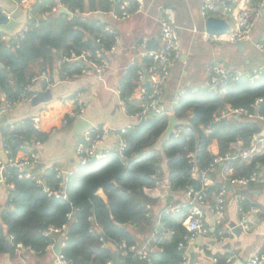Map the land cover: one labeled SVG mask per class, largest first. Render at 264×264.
<instances>
[{"label":"trees","instance_id":"1","mask_svg":"<svg viewBox=\"0 0 264 264\" xmlns=\"http://www.w3.org/2000/svg\"><path fill=\"white\" fill-rule=\"evenodd\" d=\"M258 2L252 0L253 5ZM136 3L130 4V11L135 10ZM110 7L118 12V6L110 0H36L23 39L16 32L0 31V110L36 95L31 83L37 77L32 69L34 65L40 66L41 75L47 66L53 69L61 62L60 76L71 79L100 62L96 53L105 59L116 39L95 14L107 12ZM61 8L70 13L79 11V14L68 17L59 13ZM84 51L92 57L63 62L65 57L80 56ZM146 63L147 66L151 64L148 60ZM141 70L138 66L131 67L121 82V99L126 101L128 110L131 109L128 98L139 85L138 72ZM143 84L147 95L151 94L150 84L145 81ZM258 99L263 102L253 109ZM142 103L143 107L138 109V123L125 129L121 136L126 142L125 160L119 158L116 150L103 161L78 166L66 178L58 179L56 169L40 175L44 185L61 193V198L48 196L36 181L21 177L13 168H6L5 184L13 188L0 215V256L5 254L10 237L14 238V244H23L36 256L44 255L48 247L62 238L61 254L68 264H109L113 260V247L117 251L123 243L136 244L133 231L137 234L158 231L157 246L162 251L152 255L150 263L121 256L118 264L183 263L184 252L179 248L185 246L189 236L184 227L188 210L184 209L179 215H167L162 211L159 222L154 221L150 214L155 201L145 194L146 189L155 188L157 181L163 178V158L156 145L167 129L168 116L145 111V102ZM228 108L246 109L264 117V75L256 83L245 78L230 84L224 96L209 90L187 92L175 105V117L188 121L189 125L180 126V134L172 135L162 148L167 159V180L173 193L200 186L192 177V169L195 163L205 169L213 161L214 155L209 150L213 142H217L219 154L223 155L236 142H242L245 148L251 147L253 136L262 134L264 123L260 121L234 116L215 122V116ZM0 136L8 151V160L32 148L33 143L43 144L48 139V135L33 128L30 119L2 126ZM189 154H194V162ZM262 167L264 154L250 164L232 163L235 177L259 173ZM221 186L219 177H214L210 192L218 191ZM242 205L252 206L248 202ZM56 230L60 233H55ZM169 232L172 233L170 239L166 238ZM9 253L19 257L14 253L13 244H10ZM227 255L215 256L219 264H224Z\"/></svg>","mask_w":264,"mask_h":264},{"label":"crops","instance_id":"2","mask_svg":"<svg viewBox=\"0 0 264 264\" xmlns=\"http://www.w3.org/2000/svg\"><path fill=\"white\" fill-rule=\"evenodd\" d=\"M19 0H0V9H4L8 14L12 15L15 20L22 26L29 21L30 11L19 10L16 3ZM36 0H33L35 4ZM129 4L137 0H127ZM144 12L139 15H134L124 22L116 21L112 16L114 12L111 7L107 12H98L103 17L99 20L107 27L106 31L115 35V44L117 43V51L105 54V60L108 63V68L105 73L99 77L93 70L91 72L80 75L74 78L60 76L59 70L61 62L54 65L53 69L46 67V72L40 74V66L34 65L33 71L37 74L36 82L33 85L36 95L28 99L27 102L17 104L12 112L7 116L11 122H23L32 117H40V132L48 135V139L39 148L41 163L44 167L41 170L36 169L35 173L41 175L49 169H56L62 175L68 176L77 169V146L83 135L77 139L74 133L75 125L79 120H86L92 124V127H106L109 134L101 143L100 150L107 153L116 151L119 144V134L121 130L133 127L139 121L138 109L143 107V103L139 93V87L144 85L139 82V85L134 90L128 102L131 109H123L121 102L122 88L121 82L128 70L133 66H138L143 69L151 61L143 54L141 44L143 40L148 39V48L157 49L160 46V20L168 18L175 23L178 28L179 39L181 43V61L171 71V76L168 84L162 92L164 115L169 118L175 116L173 109L175 103L178 104L180 99L187 93H197L201 90H210L207 80L206 69L216 63H225L229 69H238L246 73H250L256 69L264 67V55L259 53L253 44L246 45L244 53H241L235 44L230 43H214L211 44L203 36L209 33L206 28L207 20L201 15L202 0H143ZM32 2V1H31ZM216 18H222L220 14L213 15ZM1 17V16H0ZM194 30H197L196 33ZM0 31H6L0 25ZM16 31V30H15ZM13 31V32H15ZM8 32V31H7ZM9 32V33H13ZM9 37V35H7ZM264 40V19L259 23L258 28L253 34V43H260ZM187 89L185 94L179 96L181 90ZM52 94V100L47 103H41L37 106H32V100L39 93ZM76 93H84L91 97V101L86 107L82 117L71 119L67 127H62V123L75 112L76 105L74 104V96ZM221 96V95H220ZM127 104V103H125ZM234 117V116H232ZM237 117V116H235ZM229 118V117H228ZM227 119V118H226ZM186 121V120H179ZM182 124L177 126L180 128ZM186 126V125H185ZM177 129V128H176ZM166 131V130H165ZM164 134V133H163ZM264 136V128L262 131ZM174 136V135H173ZM244 147L243 143L240 142ZM210 152L215 156L219 154L217 142H213L209 148ZM4 142L0 136V160L4 159ZM30 149H26L18 154V157L30 153ZM4 162V161H3ZM161 169L163 178L161 180L168 181L167 161H161ZM149 190V191H148ZM164 190L157 191L155 188L146 189L145 194L155 201V205L151 207V214L154 221L159 222L160 213L164 211L165 205L169 203H185L186 199L183 193L175 194L172 191L171 197L164 199ZM11 192L0 177V215L5 210ZM238 189L229 191L228 197V215L227 225L232 226L237 222L238 214L235 194ZM248 204L259 209V215L250 221L251 232L242 231L235 234L229 241V245L223 247L219 245H210L211 251L208 253H199L201 244L198 242L195 246L194 264H215L212 260L216 254L225 255L231 251H235L239 255L241 262H246L253 256L263 253L264 246V186L253 185L246 191H242ZM102 199H106L105 195L99 193ZM209 226H212V219L209 220ZM136 244L144 246L152 237L154 231L146 234L136 233L133 231ZM58 234V233H57ZM172 233L166 234V238L170 239ZM59 241V240H58ZM57 241V242H58ZM55 243V245L57 244ZM108 242V241H107ZM63 243V241H62ZM55 245L48 247L45 254L36 256L32 253H26L25 257L22 254L20 257L12 256L10 253L0 256V264H56L58 255L54 251ZM63 244L61 245V251ZM115 253L119 258L123 256L119 250ZM113 260L109 264L114 263ZM190 264V263H189ZM236 264V263H235Z\"/></svg>","mask_w":264,"mask_h":264},{"label":"built area","instance_id":"3","mask_svg":"<svg viewBox=\"0 0 264 264\" xmlns=\"http://www.w3.org/2000/svg\"><path fill=\"white\" fill-rule=\"evenodd\" d=\"M32 1V2H31ZM112 4L118 6V12L114 11L112 16L116 21L124 22L134 15H139L144 12V1L137 0L136 8L134 11H130V4L127 0H110ZM34 3L33 0H19L16 6L19 10H32ZM79 14V11L71 13ZM220 14L222 18L228 22L229 31L222 35H212L205 33L203 36L211 44L214 43H230L238 44L243 43L245 45L253 44L255 49L264 55V40L260 43H253V34L258 28L259 23L264 19V0L253 5L252 0H202L201 15L204 19L214 17L213 15ZM1 16H7L8 20H13L14 17L7 13L6 10L0 9ZM29 21L25 22L22 26L15 31L20 39L24 38V35L28 31ZM160 46L157 49L148 48V39H144L141 48L146 58L151 61V64L145 66L138 72L139 82L143 83L148 74L147 82L150 84L152 93L147 95V90L143 85L139 87V93L142 102L145 106V111L151 112L158 116L164 115L162 92L166 88L171 76V71L181 61V43L178 34V28L168 18L160 20ZM198 33L197 30H194ZM14 32V33H15ZM117 41V40H116ZM118 43V41H117ZM117 43L110 49L111 53L117 51ZM92 55L89 52H82L80 56L71 54L70 57H65L63 62L79 61L80 59L91 58ZM99 63L92 64V70L101 77L108 68V63L101 57L99 53H96ZM91 72V70H84L82 75ZM207 80L211 92L216 95L224 96L228 92L230 84L238 83L239 81L247 78L251 83H256L264 75V67L246 73L242 70L229 69L225 63H216L209 66L206 69ZM36 79L31 81L35 84ZM187 89L181 90L179 96L185 94ZM28 99L24 98L21 103L27 102ZM74 104L76 105L75 112L70 116V119H66L62 123V127H67L71 119H78L82 117L86 107L91 101V97L84 93H76L74 96ZM263 102L262 99H258L252 105L253 109H257ZM19 103V104H21ZM123 109L126 110V104L121 102ZM16 104L6 105L0 110V118L7 113L12 112ZM176 105V103H175ZM7 116V115H6ZM237 116L244 117L252 121H260L264 123V117L259 114L251 113L246 109H231L228 108L223 111L221 115L215 116V122L228 117ZM33 128L36 131H40V117H32L30 119ZM180 128L177 127L175 136L180 134ZM124 130L120 131L119 144L117 148L118 156L121 160H125L124 150L126 148V142L122 139ZM109 134V130L106 127H92L85 131L78 143L76 154L78 160V166H84L90 162H100L109 157V153L100 150L101 143L106 139ZM40 142L33 143V147L30 148V153L24 154L21 157H17L12 160H8L5 164L0 160V177L5 183L4 174L6 168H13L17 170L21 177L36 181L37 184L43 187V192L48 196H54L61 198V193L54 192L44 185V182L39 175L35 173L37 166L41 163V156L39 148ZM4 154L7 157L8 151L4 145ZM264 154V136L261 134H255L253 136V144L251 147L245 148L240 142L231 144L230 150L223 155H215L213 161L205 168L200 169L195 163L192 169V177L194 180L200 183L198 188L189 187L183 196L186 199L185 203L175 202L165 205L164 212L167 215H179L184 209L188 210L189 216L184 222V227L189 232V236L186 239L185 246H181L179 250L184 252L183 263L189 264L191 259V252L195 251V246L198 240L201 238V248L199 253H208L211 251L210 245L227 246L229 241L235 235V229L241 228L242 231L251 232L250 221L255 219L259 215V209L256 207H244L242 204L247 200L242 191L248 190L253 185L264 186V167L261 172L253 173L248 177H235L232 168V163L236 161H242L250 164L256 157ZM189 158L194 162V154H189ZM261 167V166H260ZM62 173L57 171V178L61 179ZM214 177H219L222 186L218 191L210 192V189L214 186ZM238 189V193L235 194V200L237 204L238 225L235 227L227 225L228 215V197L230 195L227 186ZM9 187V186H8ZM169 186L168 181L158 180L155 189L159 192L163 188ZM13 186H10L12 189ZM149 191V190H148ZM212 219V226H209V220ZM212 230L214 232L212 233ZM55 233H60L56 230ZM10 243L13 244L14 253L16 256H21L24 253H32L29 248L24 247L21 243L14 244V238L10 237ZM158 231H155L152 237L147 241L144 246L137 244L127 245L123 243L119 247V251L123 257L131 256L134 260L142 262H151V256L156 255L162 251L157 246ZM264 249V246H263ZM195 254V253H194ZM215 264H219V259L214 255L212 258ZM239 260V255L235 251H231L224 259V264H235ZM56 264H68L62 254L57 257ZM244 264H264V250L263 253L253 256L251 259L244 262Z\"/></svg>","mask_w":264,"mask_h":264},{"label":"water","instance_id":"4","mask_svg":"<svg viewBox=\"0 0 264 264\" xmlns=\"http://www.w3.org/2000/svg\"><path fill=\"white\" fill-rule=\"evenodd\" d=\"M59 13L61 14H64L68 17H71V13L65 9V8H61L59 10ZM97 16L99 18H102L103 15L102 14H97ZM0 25L2 26V28L8 32H13L15 30H17L20 26V23L15 20V18L13 20H8L7 16H1L0 17ZM206 28H207V31L212 34V35H222V34H225L229 31L230 27H229V24L226 20L224 19H220V18H216V17H210L209 19H207V22H206ZM96 47L99 48V45L96 44ZM236 47L237 49L241 52V53H244L245 49H246V45L243 44V43H238L236 44ZM1 66V64H0ZM146 74V79L148 78V74ZM52 94L50 91H48L47 93H39L37 97H35L33 100H32V106H37L38 104H41V103H47L49 101L52 100ZM8 123H11V121L8 119V117L6 115H3L1 118H0V128L2 126H5L7 125ZM180 124L182 125H189V122L188 121H179L175 116H171L169 118V126L168 128L166 129V131L164 132V134L161 136L160 140L158 141L157 145H156V149L158 151L161 152L162 154V158H163V161H167L165 155L163 154V151H162V148H163V145L169 140V138L175 134L176 132V128L177 126H179ZM92 124L88 123V121L86 120H79L77 122V124L75 125V128H74V133L76 135V138L78 139L82 133H84L85 131H87L88 129L92 128ZM3 155H4V163L7 164L8 163V158L5 156L4 152H3ZM38 170H41L44 165L42 163H40L38 166H37ZM64 177H68V174H64ZM227 189L229 191L233 190V187L231 186H227ZM172 195V192H171V189L169 187L165 188L164 190V199L167 200L168 197H171ZM125 227V226H123ZM231 227H235V225H232ZM66 232V231H65ZM214 232V230H212V233ZM242 232V229L241 228H236L235 229V234H239ZM105 242L107 243V239L105 238L104 239ZM62 241L63 239L60 238L59 241L57 242V244L55 245L54 247V251L55 253L59 256L61 254V245H62ZM202 243V239L200 238L198 240V244L200 245ZM10 241H8L7 243V246H6V253H9V248H10ZM211 245H213V243H211ZM117 260H118V256L117 254L115 253L114 255V263L116 264L117 263ZM196 262V259H195V254L194 252H191V259H190V264H194ZM236 264H244L243 262L241 261H237Z\"/></svg>","mask_w":264,"mask_h":264}]
</instances>
